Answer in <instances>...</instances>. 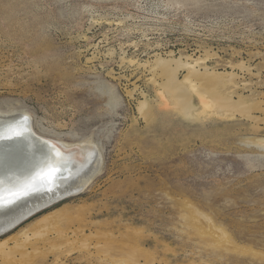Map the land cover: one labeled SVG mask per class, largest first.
<instances>
[{
    "label": "rangeland",
    "instance_id": "rangeland-1",
    "mask_svg": "<svg viewBox=\"0 0 264 264\" xmlns=\"http://www.w3.org/2000/svg\"><path fill=\"white\" fill-rule=\"evenodd\" d=\"M20 109L104 164L1 235L0 264H264V0H0Z\"/></svg>",
    "mask_w": 264,
    "mask_h": 264
},
{
    "label": "bare ground",
    "instance_id": "bare-ground-1",
    "mask_svg": "<svg viewBox=\"0 0 264 264\" xmlns=\"http://www.w3.org/2000/svg\"><path fill=\"white\" fill-rule=\"evenodd\" d=\"M196 63L191 64L187 62L185 63V66H188L187 68H190L191 72L193 71L197 73V69L195 68ZM170 81L173 80H171L170 78ZM193 89H195V86H193ZM187 95H184V97L182 98L179 97V101L177 102V104L182 108V111H184L186 115L190 114L191 108L193 107L191 99L189 97H185ZM145 104L146 103L141 104L142 108H144ZM26 123L29 124V128L33 131L34 134L42 138L40 140H44L47 142L46 144L43 143L40 146V149L44 148L47 151L52 150L53 152V149L49 147L50 145H52L55 146V151L59 152V155L57 156L55 155V153H53L52 157L50 156V161H48V168H46L45 171L41 172L40 176L34 179V181L36 182L33 185L27 183L28 185L21 186V190L17 195H15L11 199H6L9 201H13L0 205V236L6 234L12 228L17 226L16 224L20 220H23L26 217L28 218V216H31L38 210L52 205L53 203L60 201L61 199L66 198L70 195L80 193L103 169L104 159L101 150L96 151L90 140L85 143L81 142L77 144L54 139L50 140L47 137L45 138V136L37 134L35 129L33 130L34 127L32 126V117L24 109H20L18 112H15L14 110L3 112L2 110H0V135H10L14 137V139H7L3 141V143L9 145L8 143H11V141L13 140L12 143L15 142L16 144H18L19 141H25L24 139L28 138V143L26 142V147H28V149H25V152L28 156L31 155L35 150L36 144L42 142L35 140L37 138L32 139L29 133H25V130L28 129V127L26 128L25 126ZM6 129H11L13 132H11V134H4L7 131ZM16 131L22 132L23 135L19 137L15 136ZM6 148L7 149H5V155L7 156L3 160L4 163L2 164H7L10 162L11 154H15V156L18 155L16 151H13L14 148H12L11 145L6 146ZM42 153L45 156L48 155L46 151ZM2 156L3 155L0 153V162L2 160ZM30 157V160L35 158L33 155H31ZM2 168H0V170H2ZM51 168L56 169L54 175L49 174ZM12 171H14V169ZM9 172L11 173V175H15L16 173L20 174L19 171ZM27 180L28 179H23V182L26 183L31 181ZM4 187L5 191L7 192H11L13 190L15 191L16 189L14 186L9 185Z\"/></svg>",
    "mask_w": 264,
    "mask_h": 264
},
{
    "label": "water",
    "instance_id": "water-1",
    "mask_svg": "<svg viewBox=\"0 0 264 264\" xmlns=\"http://www.w3.org/2000/svg\"><path fill=\"white\" fill-rule=\"evenodd\" d=\"M25 126H26V128L28 127V129L25 130V133H29L30 137L32 139L37 138L35 140H38L42 143L36 144L35 150L31 154L35 158L30 160L31 155L28 156L25 152V149H28V147H26V142L29 139L25 138L24 139L25 141H19L18 144H16L15 142L12 143V141H13L12 140L11 143H8V144L11 145L12 148H14L13 151H16L18 155L15 156V154H11L10 155V158H11L10 162L7 164H2V163H4L3 160L7 156V155H5V151H6L5 149H7L6 146H9V145L3 143V141H5L7 139H0V149L2 148L0 150V153L3 155L2 160L0 162V168L4 167V168H2V170H0V173H2V174H0V205L5 204V203L10 202V201H13V200L9 201L6 199H8V198L11 199L15 195H17L21 190L20 189L21 186H23V185L26 186V185H28L27 183H30V185L31 184L33 185L36 182V181H34V179L37 178L38 176H40L41 172L45 171L46 168H48V163H49L48 161H50L49 160L50 156L52 157V155L54 153V151L52 152V150L47 151L44 148L40 149V146L43 143L46 144L47 142L44 140H40L42 138H40L39 136H37L36 134L33 133V131L29 128L28 123H26ZM10 127H14V126H10ZM6 130L7 131L4 134H6V133L11 134V132H13L11 129H9V130L6 129ZM7 136H10V135H7ZM7 136H5V137H7ZM12 139H14V137ZM49 147H51L53 149L52 145H50ZM44 151L47 152V154H48L47 156H45L42 153ZM13 169H14V171H19L20 174L16 173L15 175L14 174L11 175V173L9 171L14 172V171H12ZM23 179H28L27 181H29V180H31V181L24 183ZM7 185L14 186L16 188L15 191L14 190L11 192L5 191L4 186H7ZM26 218H24L23 220H25ZM23 220H20L17 224L21 223Z\"/></svg>",
    "mask_w": 264,
    "mask_h": 264
},
{
    "label": "snow or ice",
    "instance_id": "snow-or-ice-1",
    "mask_svg": "<svg viewBox=\"0 0 264 264\" xmlns=\"http://www.w3.org/2000/svg\"><path fill=\"white\" fill-rule=\"evenodd\" d=\"M22 135H23V133L20 132V131H16L15 132V136H17V137L22 136ZM12 138H13L12 136L5 137L3 135H0V139H12ZM53 151H54L55 155H57V156L59 155V152L55 151V146H53ZM55 172H56V169L55 168H51L50 171H49V174L50 175H54Z\"/></svg>",
    "mask_w": 264,
    "mask_h": 264
}]
</instances>
